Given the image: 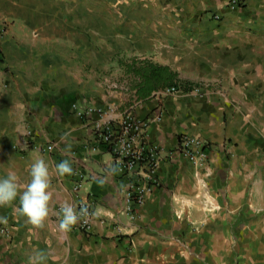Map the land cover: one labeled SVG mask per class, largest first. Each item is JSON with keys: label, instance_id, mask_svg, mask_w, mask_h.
Returning <instances> with one entry per match:
<instances>
[{"label": "crops", "instance_id": "crops-1", "mask_svg": "<svg viewBox=\"0 0 264 264\" xmlns=\"http://www.w3.org/2000/svg\"><path fill=\"white\" fill-rule=\"evenodd\" d=\"M229 1L0 0V176L27 183L39 158L52 173L43 226L14 211L18 199L0 207V264L35 251L46 264H264V0ZM137 59L202 88L138 100ZM75 105L102 113L85 121ZM127 114L147 122L154 146L201 138L208 156L202 168L162 162L134 221L129 177L93 134ZM64 159L73 174L57 176ZM88 196L91 232H62L61 203Z\"/></svg>", "mask_w": 264, "mask_h": 264}, {"label": "built area", "instance_id": "built-area-1", "mask_svg": "<svg viewBox=\"0 0 264 264\" xmlns=\"http://www.w3.org/2000/svg\"><path fill=\"white\" fill-rule=\"evenodd\" d=\"M245 2L246 0H230L229 6L240 9ZM177 92L175 89H166L161 91V94L171 95ZM74 110L85 121L92 115L102 113V110L92 106L78 107L75 105ZM147 127L146 121L138 120L131 114H127L116 124H93L97 147L103 146L110 152L119 172L129 177V187L124 201V214L131 221L137 218L138 210L145 203L147 195L160 187L159 168L162 162L181 157L195 167L202 168L208 161L207 143L201 138L183 136L176 148L162 150L148 141ZM93 150L95 151L96 148ZM83 187L84 179L81 177L75 188L78 199H81L80 192ZM94 205L95 201L92 196L79 201L78 209L87 208L88 215L83 216L80 222L75 225L76 230L85 234L91 232ZM2 236H9V230L7 226L0 223V237Z\"/></svg>", "mask_w": 264, "mask_h": 264}, {"label": "clouds", "instance_id": "clouds-1", "mask_svg": "<svg viewBox=\"0 0 264 264\" xmlns=\"http://www.w3.org/2000/svg\"><path fill=\"white\" fill-rule=\"evenodd\" d=\"M57 176L73 174V168L68 159L55 165ZM51 175L49 165L43 158L30 163L28 167L29 181L21 183L14 170H8L6 175L0 176V207L13 204L17 199L19 206L14 209L26 218L27 223L34 227H41L49 217L51 193ZM59 229L68 232L83 216L88 215L87 208H77L67 201L60 205ZM7 220L0 217V223ZM47 255L43 251H35L28 257V264H46Z\"/></svg>", "mask_w": 264, "mask_h": 264}, {"label": "trees", "instance_id": "trees-1", "mask_svg": "<svg viewBox=\"0 0 264 264\" xmlns=\"http://www.w3.org/2000/svg\"><path fill=\"white\" fill-rule=\"evenodd\" d=\"M131 67V66H130ZM132 70L141 77L142 84L138 86V100H146L154 91L175 89L178 92H192L202 88L201 84L184 81L177 73L167 67L150 64L148 60H135Z\"/></svg>", "mask_w": 264, "mask_h": 264}]
</instances>
